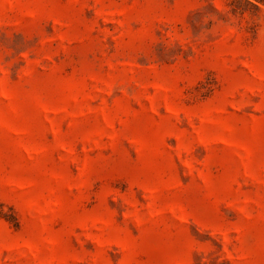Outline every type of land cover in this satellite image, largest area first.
Segmentation results:
<instances>
[{"label":"rangeland","instance_id":"obj_1","mask_svg":"<svg viewBox=\"0 0 264 264\" xmlns=\"http://www.w3.org/2000/svg\"><path fill=\"white\" fill-rule=\"evenodd\" d=\"M0 264H264V0H0Z\"/></svg>","mask_w":264,"mask_h":264}]
</instances>
